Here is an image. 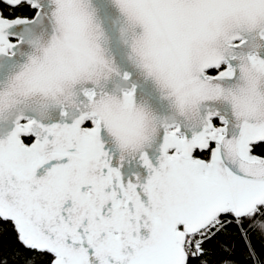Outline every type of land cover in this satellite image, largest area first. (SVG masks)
Returning <instances> with one entry per match:
<instances>
[{
  "label": "snow or ice",
  "instance_id": "obj_1",
  "mask_svg": "<svg viewBox=\"0 0 264 264\" xmlns=\"http://www.w3.org/2000/svg\"><path fill=\"white\" fill-rule=\"evenodd\" d=\"M0 264H264V0H0Z\"/></svg>",
  "mask_w": 264,
  "mask_h": 264
}]
</instances>
